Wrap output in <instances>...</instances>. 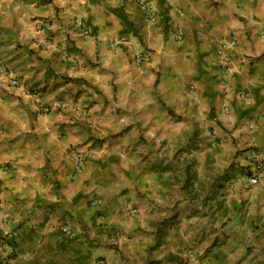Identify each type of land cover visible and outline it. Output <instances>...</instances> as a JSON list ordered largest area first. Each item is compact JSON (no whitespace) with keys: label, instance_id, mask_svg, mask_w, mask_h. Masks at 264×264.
Listing matches in <instances>:
<instances>
[{"label":"crops","instance_id":"1","mask_svg":"<svg viewBox=\"0 0 264 264\" xmlns=\"http://www.w3.org/2000/svg\"><path fill=\"white\" fill-rule=\"evenodd\" d=\"M151 1L0 0V264H264V181H220L264 156V0Z\"/></svg>","mask_w":264,"mask_h":264},{"label":"built area","instance_id":"2","mask_svg":"<svg viewBox=\"0 0 264 264\" xmlns=\"http://www.w3.org/2000/svg\"><path fill=\"white\" fill-rule=\"evenodd\" d=\"M138 4L143 8L145 11L146 17L148 20L155 19V12L154 7L152 6L151 0H137ZM77 25L81 27L83 25L82 18H76ZM38 28H37V39L36 43L38 46H48L51 44V38L48 34V28L51 25V21L47 18L39 19L38 20ZM85 33L88 32L85 30ZM178 37L181 38L179 34ZM236 43L235 41L231 42H220L219 44V54L222 56L225 63H229L230 61V52L227 50L228 47L234 46ZM150 53L148 51H138L135 53L134 60L137 64L143 62L150 61ZM7 82L8 85L13 87H21L23 91L27 94L32 95L36 99L40 97V93L35 89L23 84L20 78L9 71L6 72ZM73 103L69 100L64 98H55L45 104L43 110L45 112H50L52 110H63L67 109ZM94 151L91 149H73L72 150V159L74 162V167L77 171L81 170L84 165L93 158ZM242 162H244V169H243V176L242 181L246 185V187L250 188L253 186H257L264 181V156L262 153L257 149V147H253L251 152L247 154ZM61 230L65 233H70L71 228L69 226L61 227ZM16 236V232L8 231L4 234L0 235V252L4 254H11L13 252V248L11 245V241L14 240ZM90 264H108L105 258H96Z\"/></svg>","mask_w":264,"mask_h":264},{"label":"rangeland","instance_id":"3","mask_svg":"<svg viewBox=\"0 0 264 264\" xmlns=\"http://www.w3.org/2000/svg\"><path fill=\"white\" fill-rule=\"evenodd\" d=\"M47 19H49V18H47ZM242 163H244V162H242ZM236 165H237V162H235L234 160H232L228 164H224L223 167L220 168V181L230 182L231 184L229 185V189H231L232 191H235L233 189L234 183L237 182V181H239V180H242V177L241 176H243V172L242 171H239L237 169L238 167H236ZM240 168L241 167L239 166V169ZM236 169L238 171H235ZM242 169H244V164H243ZM205 191H206V189H205V186L203 185L202 192H205ZM220 194L222 196H225L226 195V192L223 190Z\"/></svg>","mask_w":264,"mask_h":264}]
</instances>
